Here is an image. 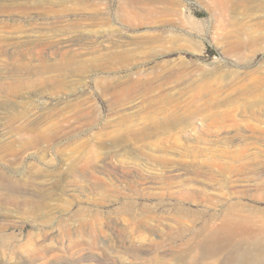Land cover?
Returning a JSON list of instances; mask_svg holds the SVG:
<instances>
[{
    "label": "rangeland",
    "instance_id": "1",
    "mask_svg": "<svg viewBox=\"0 0 264 264\" xmlns=\"http://www.w3.org/2000/svg\"><path fill=\"white\" fill-rule=\"evenodd\" d=\"M116 1L0 0V264H221L187 258L198 233L230 206L264 213V104L247 106L264 100V0H145L138 27ZM40 36L84 71L15 70ZM32 169L59 185L7 187Z\"/></svg>",
    "mask_w": 264,
    "mask_h": 264
},
{
    "label": "bare ground",
    "instance_id": "2",
    "mask_svg": "<svg viewBox=\"0 0 264 264\" xmlns=\"http://www.w3.org/2000/svg\"><path fill=\"white\" fill-rule=\"evenodd\" d=\"M144 1L145 0H119V2L116 1L117 18L122 22L134 27L143 26L147 24L148 22L147 20L149 18L148 15L150 11L144 6ZM213 3L216 9H220L224 11L230 6L228 0H213ZM36 7L39 8L38 5ZM50 10L53 9L50 8L49 11ZM63 12L75 13L76 10L74 8H68L66 10H63ZM71 28L72 30L73 29L79 30L80 23L78 21L72 23ZM72 30L67 29L66 32ZM78 32L79 31H77V33ZM88 34L92 35L95 33L90 32ZM41 37L42 36H40L38 39L32 42H29L26 51L24 50L22 51L23 53L16 52L17 58L10 62V65H12L15 70H18V72L22 74L37 75V76L38 74L42 75L43 73H47L50 71H60L61 74L84 71L83 68L84 66H80L79 64H77L76 59L72 57L70 53H68V51L61 52L62 49L60 51H58L59 49L53 52L50 51L51 55L52 54L60 55L59 59L57 58L53 63H50V60L47 55V48L49 46H52L53 43L47 41L46 39L44 40ZM93 47L96 48L95 46ZM89 49L92 50L91 48ZM24 54L27 57L24 56ZM99 66H101V64ZM106 88L109 87L107 86L105 87V89ZM233 102L234 101H232L231 103ZM215 103L211 102V103H206L205 105L208 107H213ZM261 103L264 104V100L261 101L260 104H254V105L247 104V106L251 107L254 110L253 112L256 114L258 112V107L262 105ZM57 107L59 106L57 105ZM89 109L90 108L83 110L79 109L77 111V114L75 112L71 115L63 116L61 121L54 122L53 124H51V127H62L65 124H67V126H70L73 123L82 122V121L88 124L89 122L92 121L93 118V115L91 114ZM81 111H83V114H80ZM17 119L20 120L22 124H25V126H23L25 130L31 131L30 127H33V125L37 122L38 117L37 118L36 116L32 117L27 113L24 116L22 115L20 117H17ZM51 120L52 119H50V121ZM49 138L50 135H46V134H39L35 136L33 139L27 138L29 143L27 147H25V149L28 148L30 145L34 144L33 140L46 141ZM27 139L25 140L27 141ZM10 149L13 148L10 147ZM18 152L23 153L24 148L20 149V151L17 150V153ZM262 164L264 165V161L262 162ZM39 174L42 175L43 173L40 170L32 169L30 174L26 178H24L21 181H11V183L8 184L7 187L16 191H22L27 189L29 195L33 196L34 190L35 192L37 190H41L44 193L46 190L50 188L53 189L59 185V181L61 179L57 180L54 184L52 183V186L46 187V183H44L45 180H42L43 181L42 182L37 179L39 178L38 177ZM225 212H226L225 215L219 220V222L217 223L212 222L206 224L205 228H203L198 233V236L201 239L196 245V248L199 251L200 256L188 255L187 258L193 261V260H198L199 258L200 259L205 258V255L209 257V256L218 255V253H223V255L225 256L221 264H264V213H260L258 210L243 208V206L241 207V205L239 204H237L236 206H230ZM45 218L46 220L44 221V225L49 226V224L51 223L50 220L52 218L51 214L48 213V215L45 216ZM97 239L98 237L96 236V234H94L93 242L96 243ZM45 248L46 249H44V247L41 248L40 251H44V253H46L45 251H47L48 246H46ZM34 252H37V250H34Z\"/></svg>",
    "mask_w": 264,
    "mask_h": 264
}]
</instances>
